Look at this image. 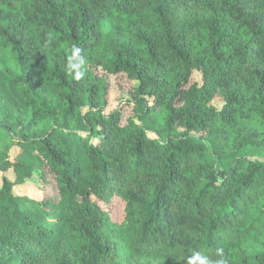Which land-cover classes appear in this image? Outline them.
<instances>
[{
	"label": "trees",
	"instance_id": "trees-1",
	"mask_svg": "<svg viewBox=\"0 0 264 264\" xmlns=\"http://www.w3.org/2000/svg\"><path fill=\"white\" fill-rule=\"evenodd\" d=\"M0 134V264H264V0H0Z\"/></svg>",
	"mask_w": 264,
	"mask_h": 264
},
{
	"label": "rangeland",
	"instance_id": "rangeland-1",
	"mask_svg": "<svg viewBox=\"0 0 264 264\" xmlns=\"http://www.w3.org/2000/svg\"><path fill=\"white\" fill-rule=\"evenodd\" d=\"M196 78L199 79V75H196ZM114 106H115L114 103H112L110 109H112ZM7 143L8 140L3 136V134H0V149H2ZM12 153H15V150H13ZM16 192L18 194H27L30 196L36 195L37 193V191L30 184L26 187L17 188Z\"/></svg>",
	"mask_w": 264,
	"mask_h": 264
},
{
	"label": "clouds",
	"instance_id": "clouds-1",
	"mask_svg": "<svg viewBox=\"0 0 264 264\" xmlns=\"http://www.w3.org/2000/svg\"><path fill=\"white\" fill-rule=\"evenodd\" d=\"M79 53V49H74L73 56L70 57V59L75 58V56ZM72 67V65H70ZM198 259L200 261V264H212V262L207 258L203 256L198 255ZM215 264H223V261H216Z\"/></svg>",
	"mask_w": 264,
	"mask_h": 264
}]
</instances>
